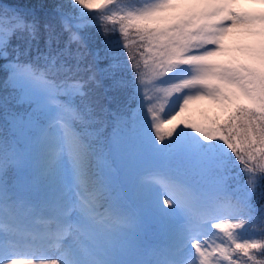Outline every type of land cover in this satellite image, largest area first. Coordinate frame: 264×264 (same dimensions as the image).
I'll return each instance as SVG.
<instances>
[{
	"label": "snow or ice",
	"instance_id": "6c2138e0",
	"mask_svg": "<svg viewBox=\"0 0 264 264\" xmlns=\"http://www.w3.org/2000/svg\"><path fill=\"white\" fill-rule=\"evenodd\" d=\"M239 2L0 4V264H264V11Z\"/></svg>",
	"mask_w": 264,
	"mask_h": 264
},
{
	"label": "trees",
	"instance_id": "16d2710c",
	"mask_svg": "<svg viewBox=\"0 0 264 264\" xmlns=\"http://www.w3.org/2000/svg\"><path fill=\"white\" fill-rule=\"evenodd\" d=\"M60 2V0H0V4L2 5H11V6H32L35 8L36 11H40V6L41 5H52L54 3H58ZM45 11H51V8H47L45 9ZM86 38L88 40V47L90 51H95L97 48L102 47V42L104 40L103 36L97 35L95 33L94 29H88L85 32ZM16 41H13V44H15ZM73 50H75V45H73ZM123 53V58L126 59L127 57V52L126 50H122ZM230 58H234L236 61L240 62L237 57H231ZM229 58V59H230ZM23 59V58H22ZM106 62L102 61L100 64V67H104V64ZM241 63V62H240ZM0 64H3V61H0ZM6 73L4 72L3 69H0V97H3L5 95H7L8 93L5 92V88H6ZM130 91V90H129ZM125 97L123 95H121L120 100L121 103H123ZM238 103V102H236ZM242 103V102H239ZM113 107H115V105H113ZM132 107H135V105H132ZM218 113V108L214 107V106H204V104H202L200 106V108L196 109L195 111L193 110H188V112H185L184 114V118L188 119L190 121L193 122H201L202 119L205 116L211 117L214 116ZM128 115H130V112L127 113ZM198 120V121H197ZM115 130V122H109L103 130L102 136L105 140H107L111 134H113ZM253 203L255 205L256 208H260L261 206H264V181H262L260 183V185L257 187L256 189V193L255 196L253 198Z\"/></svg>",
	"mask_w": 264,
	"mask_h": 264
},
{
	"label": "rangeland",
	"instance_id": "374dc122",
	"mask_svg": "<svg viewBox=\"0 0 264 264\" xmlns=\"http://www.w3.org/2000/svg\"><path fill=\"white\" fill-rule=\"evenodd\" d=\"M255 7H259V5L247 3L245 2V0H240V2L233 7V10L237 12L247 11L254 14H258L259 12L264 11L262 9H258ZM259 40H260L259 37H253L247 34L246 32L233 30L232 32L226 34L222 39V44L225 49L226 56L221 57V59H229L230 58L229 56H231V57H237V59L241 63H247L246 60L247 50L254 44H257ZM202 104H204V106L207 107L208 106L217 107L215 105H210L206 101H198L190 104L186 112H188V110L195 111L196 109L200 108Z\"/></svg>",
	"mask_w": 264,
	"mask_h": 264
}]
</instances>
